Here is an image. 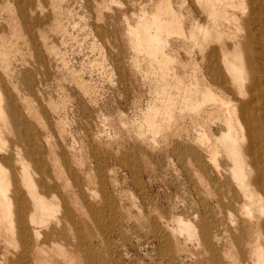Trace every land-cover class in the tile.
Wrapping results in <instances>:
<instances>
[{"label":"bare ground","instance_id":"bare-ground-1","mask_svg":"<svg viewBox=\"0 0 264 264\" xmlns=\"http://www.w3.org/2000/svg\"><path fill=\"white\" fill-rule=\"evenodd\" d=\"M138 1L122 2L125 9L111 21L113 35L118 38L124 31L131 51L147 53L166 81L157 94L161 104H148L144 125L153 134L166 127L181 136L176 111L187 112L188 165L219 209L211 226L198 222L196 213L192 219L198 225L180 216H172L174 222L163 220L153 234L159 251L145 254L160 264L173 245L176 251L185 247L182 238L203 245L216 258L222 255L229 264H264V0H179V11L171 0H158L149 15L144 0ZM183 8L192 19L188 34ZM173 37L185 47L190 37L185 50H191L192 59L182 76L168 66ZM26 77L31 87L30 75ZM7 134L15 137L12 150L4 147ZM37 140L11 84L0 76V264H119L121 254L128 253L123 240L141 238L131 231L136 216L131 220L114 203L98 202L88 184L82 187L70 160L62 158L63 171L57 160L39 154ZM122 159L130 167L137 165L132 158ZM57 178H64L63 186ZM214 180L221 194L214 193ZM179 258L177 263H183Z\"/></svg>","mask_w":264,"mask_h":264},{"label":"rangeland","instance_id":"rangeland-1","mask_svg":"<svg viewBox=\"0 0 264 264\" xmlns=\"http://www.w3.org/2000/svg\"><path fill=\"white\" fill-rule=\"evenodd\" d=\"M126 1L0 0V76L11 84L18 109L38 135L39 154L57 160L63 171L62 158L70 160L82 187L88 184L98 202L114 203L131 220L136 216L131 231L141 238L138 243L130 237L123 240L128 253L121 254L119 264H159L145 254L159 251L153 235L159 223L180 216L196 225L205 221L211 226L218 207L188 165L187 112L176 111L181 136L166 127L153 134L144 125L145 110L150 103L161 104L157 94L166 81L160 80L161 69L150 62L147 53L131 51L124 31L118 38L113 35L112 17L125 9L122 2ZM157 1L142 2L148 15ZM171 1L179 11V0ZM181 12L188 34L192 19L188 21L186 9ZM186 42L185 47L181 39L173 37L172 51L166 52L172 58L168 66L179 76L192 59L191 50H185L191 45L190 37ZM28 74L31 87L26 85ZM7 136L3 146L12 150L15 137ZM20 147L25 148L22 143ZM123 156L135 160L137 167L125 164ZM51 166L48 163L54 175L57 171ZM61 179L57 181L63 186ZM215 182L214 193L221 194ZM195 213L198 222L192 219ZM197 232L201 234L199 228ZM182 241L180 238V245L189 250L182 246L177 253L173 245V252L162 258L165 264H180L179 257L181 264H229L195 241Z\"/></svg>","mask_w":264,"mask_h":264}]
</instances>
